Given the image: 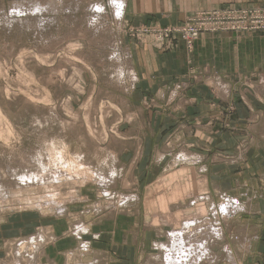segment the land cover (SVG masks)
Instances as JSON below:
<instances>
[{
    "label": "rangeland",
    "instance_id": "obj_1",
    "mask_svg": "<svg viewBox=\"0 0 264 264\" xmlns=\"http://www.w3.org/2000/svg\"><path fill=\"white\" fill-rule=\"evenodd\" d=\"M113 2L0 0V264H173L178 255L173 250L166 257L168 246L134 245V260L131 251L125 255L113 247L125 235L143 246L144 213L147 225H166L157 239L165 243L185 219H211L220 228V219L236 213L231 195L208 197L196 156L183 149L163 162L154 183L137 185L134 165L147 158V172L157 154L137 153L144 138L128 137L144 124L130 103L138 97L128 46L150 44L144 27L167 26L128 25L124 9L117 16ZM222 7L260 9L264 3ZM177 42L187 47L180 39L167 50ZM226 202L232 207L223 216L219 205ZM212 231L179 235L195 242V264L214 250L222 229Z\"/></svg>",
    "mask_w": 264,
    "mask_h": 264
},
{
    "label": "crops",
    "instance_id": "obj_2",
    "mask_svg": "<svg viewBox=\"0 0 264 264\" xmlns=\"http://www.w3.org/2000/svg\"><path fill=\"white\" fill-rule=\"evenodd\" d=\"M263 3L264 0H124L123 15L128 25L171 26L180 24L196 10ZM192 47L188 50L177 42L167 50L135 41L128 46L136 79L133 92L138 97L135 100L141 101L136 104L131 99L130 103L135 102L144 117L138 133L132 129L128 137L144 138L137 153L157 154L147 172H142L147 158L134 165L136 183H154L158 179L155 172L174 150L194 153V165L201 167L199 174L206 181L208 197L214 200L231 195L237 208L232 217L220 219L221 235L214 239L215 248L211 253L208 250L210 255L201 259L202 264H264V32L204 33ZM148 99L150 104L146 106ZM167 141L171 147L165 150ZM179 194L183 196L180 190ZM144 215L141 228L147 237L143 246L133 244L135 238L125 235L113 247L125 255L131 251L133 260L134 245L151 250L172 243L157 240L167 230L166 225L149 226L145 223L148 215ZM135 233L138 235V231ZM153 234H157L155 241H149L148 236ZM137 264L148 263L138 259Z\"/></svg>",
    "mask_w": 264,
    "mask_h": 264
},
{
    "label": "built area",
    "instance_id": "obj_3",
    "mask_svg": "<svg viewBox=\"0 0 264 264\" xmlns=\"http://www.w3.org/2000/svg\"><path fill=\"white\" fill-rule=\"evenodd\" d=\"M264 32V7L253 9L248 7L230 8L219 7L218 9H207L194 12L184 21V24L174 27H144V41H148L155 48H168L171 43L185 42L186 46L192 48L194 41L205 32ZM171 41V42H168Z\"/></svg>",
    "mask_w": 264,
    "mask_h": 264
},
{
    "label": "bare ground",
    "instance_id": "obj_4",
    "mask_svg": "<svg viewBox=\"0 0 264 264\" xmlns=\"http://www.w3.org/2000/svg\"><path fill=\"white\" fill-rule=\"evenodd\" d=\"M37 1V0H36ZM111 1V0H110ZM35 2V1H34ZM123 2H124V0H114V2H113V4H115L116 5V12H117V16H121V13H122V11H123V6L125 5H123ZM21 3V2H20ZM20 3H17V4H19V6H20ZM32 3V2H31ZM30 3V4H31ZM38 3H40V1H38ZM35 4V3H34ZM111 4V3H110ZM14 5V4H13ZM27 5V4H26ZM29 5V4H28ZM99 5V4H98ZM112 5V4H111ZM115 5H112V7H114ZM19 6H18V8H19ZM24 6V5H23ZM33 6V5H32ZM31 6V7H32ZM41 6H43L42 4H41ZM15 7H17V6H15ZM22 8V7H21ZM24 8V7H23ZM39 8V7H38ZM41 8H43V7H41ZM45 8H47V7H45ZM14 9V8H13ZM20 9V8H19ZM44 9V8H43ZM101 9H103V8H101ZM23 11V10H22ZM133 73V72H132ZM134 74V73H133ZM229 202V201H228ZM228 202H226V203H224V204H220L219 205V208H220V210H221V212L222 211H225L224 213L222 212L221 214L224 216L225 215V213H228L229 211H231L230 210V207H232V205H230V203H228ZM234 202V201H233ZM234 210H236V209H234ZM213 211H217V213H218V215H219V210H213ZM216 213V214H217ZM197 218H188V220L186 219L181 225H180V228H173L172 230H171V232H170V236H171V238L169 237V240H170V242H172L167 248H166V251H165V256L167 257V255H169V254H171V251H173L174 250V252H176V254L178 255V256H174L175 258L172 260V262H173V264H179L180 262H181V264H183V262L185 261V263L184 264H192L191 262H193V264H195L194 262L197 260V258H196V260H194V259H192V252H194L193 251V246L192 247H190L192 244L193 245H195V242L193 243V242H190V243H186V241H182V237L181 236H179V235H181V232H183V231H185V230H197V231H200L201 233H204V234H210V233H214L213 231H212V229L213 230H217V231H219V229L220 228H217L215 225H214V222L213 221H210L209 219H206V220H199L198 222H197ZM205 224H207V225H205ZM190 232V231H189ZM187 233V232H186ZM183 234V233H182ZM176 235H178L177 237H175ZM197 236V235H196ZM195 236V237H196ZM199 236V235H198ZM200 236H201V234H200ZM213 237V236H212ZM219 237V236H218ZM197 239V238H196ZM198 239H200V238H198ZM206 239V238H205ZM215 239H216V237H215ZM218 239V238H217ZM194 240H195V238H194ZM193 240V241H194ZM202 240V239H201ZM200 240V241H201ZM213 240V239H212ZM195 241H197V240H195ZM220 241V240H219ZM205 242H206V240H205ZM37 244V243H36ZM199 244H202V243H199ZM24 245V244H23ZM33 245H34V243H33ZM187 245L190 247H187ZM207 249V248H206ZM227 249V248H226ZM37 249H35V250H33L32 252H31V254H30V260H31V258H32V256H34V254L36 255L37 253V251H36ZM228 250V249H227ZM30 251V250H29ZM179 251H185L186 253H187V258H185V259H182V254L181 255H179ZM185 252L183 253V254H185ZM199 252H201L200 251V249H199ZM207 252H208V249H207ZM40 253V252H39ZM209 253H211V251L209 252ZM213 253V252H212ZM19 254H20V252H19ZM197 254V253H196ZM198 254H200V253H198ZM195 255V254H194ZM202 255V254H201ZM210 254H208V255H206V256H209ZM212 255V254H211ZM173 256V255H172ZM35 257V256H34ZM190 257H191V259H190ZM194 257V256H193ZM195 257H197V256H195ZM160 258V257H159ZM204 258V257H203ZM206 258V257H205ZM208 258V257H207ZM211 258V257H210ZM162 259H163V257H162ZM177 260L179 261L178 263H177ZM156 261H158V260H156ZM153 262H154V260H153ZM154 263H156V262H154ZM157 264V263H156ZM159 264H162V261L161 262H159Z\"/></svg>",
    "mask_w": 264,
    "mask_h": 264
},
{
    "label": "snow or ice",
    "instance_id": "obj_5",
    "mask_svg": "<svg viewBox=\"0 0 264 264\" xmlns=\"http://www.w3.org/2000/svg\"><path fill=\"white\" fill-rule=\"evenodd\" d=\"M99 10V9H98Z\"/></svg>",
    "mask_w": 264,
    "mask_h": 264
}]
</instances>
